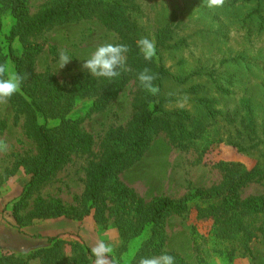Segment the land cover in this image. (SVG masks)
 Returning a JSON list of instances; mask_svg holds the SVG:
<instances>
[{"label":"trees","instance_id":"1","mask_svg":"<svg viewBox=\"0 0 264 264\" xmlns=\"http://www.w3.org/2000/svg\"><path fill=\"white\" fill-rule=\"evenodd\" d=\"M187 1L199 7L204 4L206 11L199 9L197 14L194 6H185L182 14L191 16L189 22L192 15L197 14L196 20L203 29L182 37L179 34L182 14L167 8L166 0H52L35 13L31 12L30 0H0V32L4 28L5 12L8 11L14 21L9 32L0 39V66L7 69L0 72V78H7L10 69L21 78L20 90L7 99L25 118L26 134L37 146V154L19 158L11 172L14 174L23 168L30 176L12 209L18 227L30 226L35 220L58 218L83 221L93 216L97 223L103 224L112 220L122 241L116 255L117 264L123 263L122 255L144 235L148 238L135 251L130 264H139L142 257L165 253L174 257L175 264H187L180 254L166 249V223L173 216L192 212L198 220L212 223L216 250L225 253L230 261L240 250L249 252L257 234H264V193L243 196L249 186L264 182V153L251 169L239 163H221L222 179L218 184L210 188H191L180 199L159 196L147 201L120 180L121 174L144 158L160 135L171 144L190 148L199 146L207 136L220 138L219 132L222 134L224 129L226 141L241 151L259 154L264 149V141L256 136L255 124L251 125L254 120L251 112L246 117L238 105L222 107L227 99L233 100L229 90L232 84L227 87L223 72L209 70L203 63L195 62L186 73H182V69L174 73L166 66L162 54L166 51L182 53L188 38L193 36L212 34L218 38L222 27L237 21L241 26L257 23L258 32H264L262 0H256L254 10L238 20L242 5L253 4V0H224L216 10L208 9L205 0ZM225 17L232 21H226ZM94 18L116 32L120 44L127 47L126 61L118 69L117 77L108 79L84 73L63 82L50 71L37 72V59L44 51V45L36 41L39 36L57 25ZM142 38L155 43L156 53L151 60H145L137 46ZM226 60L236 64V71L242 69L249 75L262 73L257 66L252 71L250 62L244 66L242 62L246 59L240 53ZM146 70L154 77L152 85L158 89L155 93L138 79ZM239 80L250 83V78L240 77ZM168 81L180 87L177 93H164ZM131 83L136 85L133 117L126 126L110 128L100 153L95 155L94 137L84 131L83 122L93 114L104 112ZM86 99L92 100L86 117L72 118L77 103ZM181 100L191 102L196 112L166 108L169 102ZM6 127L7 123L0 122V133ZM75 155L94 158L86 169L85 189L77 205L67 207L56 198H37L29 209L35 192L52 182ZM67 247L71 257L67 256ZM94 259L89 247L60 238L51 239L48 247L24 255L0 246V264H93ZM202 261L208 264L206 258Z\"/></svg>","mask_w":264,"mask_h":264},{"label":"rangeland","instance_id":"2","mask_svg":"<svg viewBox=\"0 0 264 264\" xmlns=\"http://www.w3.org/2000/svg\"><path fill=\"white\" fill-rule=\"evenodd\" d=\"M50 1L52 0H30L31 12L39 11ZM253 1V4L247 2L242 5L236 20L243 19L254 10L252 8H255L257 3L256 0ZM166 3L167 8H172L179 14L185 11L186 5L194 6L197 14L199 9L206 11L204 4L199 7L187 0H166ZM260 12L264 16V0ZM197 14L192 15L191 22H189L191 16L182 14V30L179 31L182 37H188L203 29L200 21L196 20ZM150 16L153 18V14ZM225 18L226 21H232L228 17ZM13 22L11 14L5 12L0 39L9 32ZM213 24H216V21H213ZM257 28V23L242 26L238 21L234 24L229 23L222 27L220 35L217 34L218 38L212 34L193 36L188 38L186 49L182 53L171 54L170 51H166L162 54L166 66L174 73L180 69L183 70L182 73H186L195 62L203 63L209 70L223 72L227 87L229 83L232 84L229 90L233 100L227 99L222 107L228 109V106L238 105L241 114L246 117L251 112L254 117L251 125L255 124L256 136L264 141V88H262L264 32L259 33ZM36 41L44 45V51L37 59V72L50 71L63 82H69L80 74L89 73L82 64L97 47L105 44L121 45L118 34L107 28L98 18L54 26L46 30ZM61 53L70 58L69 63L62 69L59 60ZM237 53L245 57L246 60L242 62L244 66L250 62L252 71L257 66L262 73L258 75V72H254L249 75L242 69L240 72L236 71V64L233 61L228 62L226 58H231ZM181 60L185 62L181 63ZM10 72H13L12 69ZM240 77L250 78V83L247 84L246 80L240 81ZM246 88L249 90L246 91ZM179 89V86L168 81L165 83L164 93H177ZM135 93L136 85L131 83L118 100L104 112L93 114L83 122L84 131L94 137L95 155L100 153L101 145L110 128L126 126L132 119ZM91 103V99L79 101L72 112V118L86 117ZM166 108L172 111L184 108L196 112L194 105L187 100L171 101ZM0 122L7 123L6 129L0 133V246L24 255L50 246L53 238L80 242L91 250L104 241L113 248L109 259L111 260L110 257L113 256L116 258L122 241L112 220L107 224L97 223L93 216H89L83 221L58 218L35 220L27 227L16 225L12 209L29 183L30 176L23 168L14 174L11 172L19 158L35 156L37 146L26 134L25 118L16 112L8 99H0ZM219 133L220 138L207 136L199 146L190 148L171 144L164 135H160L144 158L121 174L120 180L147 201L159 196L180 199L191 188H210L218 184L222 179V172L219 169L221 163L234 162L251 169L257 164L259 155L264 153V149H261L259 154L254 151L247 154L226 141V130L223 129L222 134L221 131ZM93 159L88 155L73 156L72 162L64 167L52 182L35 192L30 200L29 209L37 198L46 200L56 198L67 207L76 206L78 197L85 189L86 169ZM263 193L264 182L249 186L244 190L243 196ZM166 235V249L180 254L187 264H205L203 258H206L208 264H264V234H257L250 243L249 252L240 250L230 261L225 253L216 250L218 246L213 240L212 223L198 220L195 212L169 218L166 223ZM147 238L148 235H144L133 242L129 252L122 255V264H130L131 257ZM66 253L68 257L71 255L68 247Z\"/></svg>","mask_w":264,"mask_h":264},{"label":"clouds","instance_id":"3","mask_svg":"<svg viewBox=\"0 0 264 264\" xmlns=\"http://www.w3.org/2000/svg\"><path fill=\"white\" fill-rule=\"evenodd\" d=\"M224 0H205L208 9H216L223 5ZM141 53L145 60H151L156 53L154 43L148 38H142L137 42ZM127 52V47L124 45L105 44L97 47L90 57L83 61L82 67L91 75L102 78H114L119 75L118 69L123 66L124 54ZM61 69L70 61V58L61 53L60 57ZM7 69L0 66V72ZM141 84L149 91L155 93L158 91L152 85L153 76L147 74V70L142 72L139 77ZM21 87V78L14 72H10L7 78H0V99L11 98L16 94ZM113 252V248L104 241L98 243L92 249L94 256V264H117L116 258L113 256L111 260L109 256ZM139 264H175V259L170 254H161L153 257H142Z\"/></svg>","mask_w":264,"mask_h":264}]
</instances>
